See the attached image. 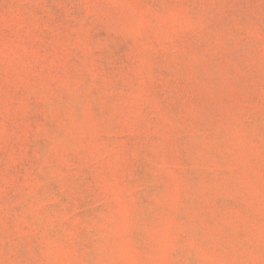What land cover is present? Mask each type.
<instances>
[{"label": "rangeland", "instance_id": "rangeland-1", "mask_svg": "<svg viewBox=\"0 0 264 264\" xmlns=\"http://www.w3.org/2000/svg\"><path fill=\"white\" fill-rule=\"evenodd\" d=\"M0 264H264V0H0Z\"/></svg>", "mask_w": 264, "mask_h": 264}]
</instances>
